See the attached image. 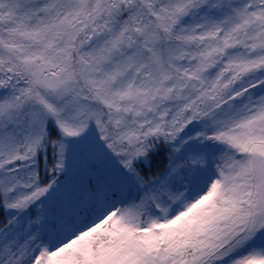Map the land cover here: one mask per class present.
I'll return each mask as SVG.
<instances>
[{
	"label": "snow or ice",
	"instance_id": "obj_1",
	"mask_svg": "<svg viewBox=\"0 0 264 264\" xmlns=\"http://www.w3.org/2000/svg\"><path fill=\"white\" fill-rule=\"evenodd\" d=\"M0 264H264V0H0Z\"/></svg>",
	"mask_w": 264,
	"mask_h": 264
}]
</instances>
